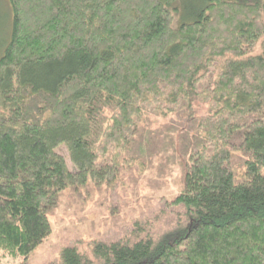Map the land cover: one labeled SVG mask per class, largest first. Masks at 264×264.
Wrapping results in <instances>:
<instances>
[{"label":"trees","instance_id":"trees-1","mask_svg":"<svg viewBox=\"0 0 264 264\" xmlns=\"http://www.w3.org/2000/svg\"><path fill=\"white\" fill-rule=\"evenodd\" d=\"M8 1L0 264L52 234L66 191L102 203L126 169L111 214L158 202L185 217L157 233L133 217L109 238L123 221L102 219L90 254L71 243L51 264H264V0Z\"/></svg>","mask_w":264,"mask_h":264},{"label":"rangeland","instance_id":"rangeland-1","mask_svg":"<svg viewBox=\"0 0 264 264\" xmlns=\"http://www.w3.org/2000/svg\"><path fill=\"white\" fill-rule=\"evenodd\" d=\"M179 20L175 22V27L178 26ZM181 22V21H180ZM13 23V14L11 13V8L8 0H0V44L2 42H5V40L9 38V33L11 31V25ZM2 51H0V55ZM162 123H165L164 120L160 121ZM59 152L64 155L68 168L71 172H75V167L72 165L69 155L67 154V150L65 147H62ZM177 175L178 172H175L173 174V178L171 179L172 183L177 181ZM134 176L136 180L139 181V179L143 178V174H139V172H135ZM131 179V173L126 169L122 172L121 178L118 180V185L115 184L114 188L111 189L109 196H107V193L105 192L107 189H104L103 197H102V203H100V199L97 197V195L90 198V196L86 193V200L85 202H80V198L78 194H75L71 196V193L66 191V197L65 202L62 203L60 208L56 210V215L52 217L50 220L52 222V234L47 237L42 244L27 258V259H18V260H12L8 259L4 261L2 264H51L58 260L61 248L69 243H72L71 245H76L79 247L80 250H83L85 252L89 251V246L86 241V238H91L88 240L89 242H93L97 237L96 236H90L88 235L89 231L87 230V227H91L92 225L98 232L105 231L106 225L102 223V219L108 218H121V221L118 223V227L115 228L112 232L108 233V238L112 235V237L116 235L123 236L125 233V229H127L126 223L129 222L133 217L136 219H145L149 222V226L152 228L154 233L157 232H163L171 227H174L177 223V220H181L185 217V211L180 206H175L172 204L166 205L165 208L161 206L158 202L151 203V209L147 210L146 214L142 216L141 213L133 214L132 216H128V211H125L124 214L122 211L120 212L119 217L114 216L113 214L108 211L110 208L114 211L115 204L118 202L122 203L121 199H115L113 194L115 191H118L123 196V188H128L127 184H129V180ZM148 179L146 177V180L143 179L142 185L139 188V195H137L139 201L141 202V209L146 210V201L151 200L148 198H155V193L150 188H147V182ZM126 182V183H125ZM171 190H175V187L171 188ZM83 194L86 192L85 190L82 191ZM79 193V192H78ZM82 194V193H81ZM93 195V193L91 194ZM109 197V198H108ZM148 197V198H145ZM108 198V203L105 201ZM73 199L77 201L78 204L83 205H76L74 204ZM135 200V197H134ZM116 202V203H115ZM167 202L169 200L167 199ZM108 206V207H107ZM128 210V209H127ZM80 215H85L87 218V223L85 224V232L84 236H82L84 239V242L82 244H76L73 243L75 238L77 237V234L80 233V225L79 217ZM127 216V217H126ZM124 219V220H123ZM109 221V220H108ZM112 220L109 221V223ZM129 229V228H128ZM127 229V231H128ZM83 233V232H82ZM111 234V235H110ZM118 235V236H119ZM99 238V237H98ZM89 253V252H88ZM90 254V253H89Z\"/></svg>","mask_w":264,"mask_h":264},{"label":"bare ground","instance_id":"bare-ground-1","mask_svg":"<svg viewBox=\"0 0 264 264\" xmlns=\"http://www.w3.org/2000/svg\"><path fill=\"white\" fill-rule=\"evenodd\" d=\"M177 177H178V175H177ZM178 189H176V191H177ZM82 193V194H81ZM78 196L81 198V197H86V192L83 194V192L82 191H80L79 193H78ZM52 218V217H51ZM50 218V219H51ZM79 222H83L82 223V225L84 224V227L86 226L85 224L87 223V221L85 220V215H80V217H79ZM78 222V223H79ZM80 233L82 234V229H80ZM71 243H69V244H67V245H70Z\"/></svg>","mask_w":264,"mask_h":264}]
</instances>
